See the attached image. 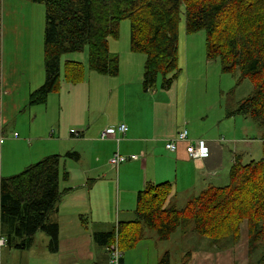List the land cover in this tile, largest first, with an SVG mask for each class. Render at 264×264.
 I'll return each mask as SVG.
<instances>
[{
    "label": "crops",
    "instance_id": "obj_1",
    "mask_svg": "<svg viewBox=\"0 0 264 264\" xmlns=\"http://www.w3.org/2000/svg\"><path fill=\"white\" fill-rule=\"evenodd\" d=\"M7 1L3 0L2 11L1 119L6 141L0 150L1 174L10 177L48 156L61 155V175L64 171L69 175L68 180L60 181L65 193L55 214L60 226L59 251L51 255L49 263L107 264V255L94 242L93 233L113 231L116 222L134 221L138 194L148 184L171 183L166 207L182 209L210 185L225 183L235 160L251 162L259 147L249 138L255 136V130L264 145L263 131L246 117H226L227 89L204 88L206 80L196 89L187 84L189 73L199 74L211 61L206 46L186 31V24L180 25L181 35L179 32L180 72L169 88L163 87L160 76L157 85L161 83V87L145 91L146 57L132 53L130 43L120 52L111 39L110 52L120 58L118 76H104L87 68L84 80L72 84L62 74L59 90L45 105L29 106L30 94L45 80L44 69L38 68V51L43 54L39 32L29 15L34 4L11 0L6 25ZM16 11L27 12L30 22L16 27ZM85 57L80 61L77 54H71L66 59L87 65V53ZM183 70L187 71L185 85L179 77ZM121 124L128 127L125 135L117 130ZM110 128H114L110 132L115 136L102 139V133ZM184 129L189 141L207 143L211 151L208 158L190 159L186 142H176V151L166 148ZM72 130L81 137H74ZM5 150L10 155L6 164ZM69 152L77 153L78 159L65 157ZM116 153L129 158L117 170L110 165ZM73 222L78 225L76 231L68 229ZM249 241L248 223L244 221L240 238L232 246L214 245L187 256L192 264H250Z\"/></svg>",
    "mask_w": 264,
    "mask_h": 264
},
{
    "label": "trees",
    "instance_id": "obj_2",
    "mask_svg": "<svg viewBox=\"0 0 264 264\" xmlns=\"http://www.w3.org/2000/svg\"><path fill=\"white\" fill-rule=\"evenodd\" d=\"M29 1L44 4L46 9L45 80L30 94L29 106L45 105L59 90L62 74L72 84L84 80L87 68L104 76H118L120 58L110 52L109 41L118 38L123 20L131 23L130 51L146 57L145 91L155 88L160 76L163 87L169 88L180 72L179 32L184 13L189 34L206 32L208 60L219 61L224 73L237 75L238 84L245 80L253 84L252 94L238 101L235 109L228 102L226 117L249 116L263 131L264 144V0ZM2 11L0 0V139ZM81 53H87V65L66 59ZM71 134L81 137L80 132ZM65 157L77 160L78 154L69 152ZM61 159V155L48 156L10 177H2L0 172V239L8 248L28 251L42 232L49 238V250L58 253L60 226L53 217L65 193L60 181L69 177L66 171L61 175ZM171 194V183L148 184L138 194L134 221L118 222L110 232L93 233L94 242L107 255V264L110 255L106 246H116L125 264L124 251L136 247L146 230L155 231L165 241L190 229L210 238L213 246L229 247L240 238L244 221L248 223L250 250H262L256 245L264 238V149L258 162L235 160L225 183L210 185L182 209L166 207ZM161 264H169L168 255Z\"/></svg>",
    "mask_w": 264,
    "mask_h": 264
},
{
    "label": "rangeland",
    "instance_id": "obj_3",
    "mask_svg": "<svg viewBox=\"0 0 264 264\" xmlns=\"http://www.w3.org/2000/svg\"><path fill=\"white\" fill-rule=\"evenodd\" d=\"M10 3L11 0H8L6 2V18H7L6 25L10 18V14H9ZM33 8L34 9H31L29 15L32 18L31 22L35 24V27L37 26L39 32V44L41 49H43L44 33H45V25H46L45 23L46 9L44 4H34ZM183 11L184 9H182V12ZM15 16L17 19H14L13 21L15 22L16 27H18V24L23 21H25L26 23L30 22L29 20H27L28 17L27 12L21 14L20 12L16 11ZM181 24H186L184 13H182L181 15L180 25ZM190 35H196L194 37H198V39L203 42V46L205 47V43H206L205 31L192 33ZM130 38H131L130 20H123L119 25L118 38L115 39V44L119 47L120 52L125 50L127 46L129 48ZM34 39L36 41L35 35H34ZM85 54L86 53L77 54L78 60L80 61L84 60L86 58ZM38 58H39L38 68L40 71H42L44 69L43 54L40 53L39 51H38ZM202 59L204 60L206 59V57ZM189 74L191 78L189 82L186 76L187 71L183 70L182 74H179V77L181 79V85H185L187 80V84L189 85V87L196 89L199 88L198 85L203 84L204 80H206V82H204V88L206 87V85L210 89L212 88L217 89L219 87L225 88L228 90L227 98L229 104H231L232 109L236 108V105L239 100L249 97L254 90L253 84L249 80H245L243 83L238 84L237 75L235 76L229 73H224L222 71L219 61H211L209 67L205 66L201 68V72L199 74L196 73H189ZM159 82H161V79L159 80ZM157 87H161V83L157 85ZM228 107L230 108V105H228ZM237 117H241V116H237ZM244 117H246L248 120L251 121L253 127H258L256 126L257 125L256 122L252 120L249 116H242L241 119H244ZM17 132H19L18 129ZM256 133L257 131L255 130V136H250L249 138L252 139L253 141H257L259 145L258 152L255 153V155L253 154L251 155L252 158L251 161L258 162L263 158L264 146L261 143H259L260 142L259 140L261 138L258 139L259 134L256 135ZM5 155H7L6 150H5ZM239 156L240 155H238V158ZM9 157L10 155L9 156L7 155V157L4 158L5 164L6 161L8 163ZM239 160L241 161V158H239ZM1 161H2V151L0 154V172H1ZM114 203L115 201L113 202V204ZM71 217L73 216L71 215L68 216L67 218H71ZM67 218L65 220H67ZM53 220L54 221L56 220L55 215L53 217ZM113 220H114L113 222H116V207L114 209ZM116 224L117 222L113 223L112 227L114 228ZM77 227L78 225L73 222L69 224L68 229L71 231H76ZM107 228H111V227H107ZM140 241L141 242L136 247L124 251L125 264H161L162 260L166 255L169 256V264H192L193 260L187 256L189 252H193V251L197 252L200 249H205V248L209 249L210 247L213 246V243L211 242L210 238L200 236L190 229L186 233H182L178 231L169 240H165V241H162L157 236V233L155 231L146 230L145 238ZM48 243H49V238L46 236V234L39 232L35 237L33 250H29V251H20L16 249L10 250V248L5 247V245L2 246L0 245V264H54V263H49V258L53 253L49 250ZM256 246L258 247L261 246L262 250H258L254 252L253 248H251L250 264H264V238L262 242H260ZM60 258L61 256L57 257L58 260Z\"/></svg>",
    "mask_w": 264,
    "mask_h": 264
},
{
    "label": "built area",
    "instance_id": "obj_4",
    "mask_svg": "<svg viewBox=\"0 0 264 264\" xmlns=\"http://www.w3.org/2000/svg\"><path fill=\"white\" fill-rule=\"evenodd\" d=\"M112 129L114 128H110L107 129L106 131H104L102 133V139H105L106 137L109 136H115L114 133L110 132L113 131ZM117 130L122 133V134H126L128 127L125 124H121L117 127ZM71 133H73V131H71ZM78 136V134H75ZM15 137H18V134H15ZM6 139L2 136L0 139V143L1 145L4 143ZM176 142H186L187 143V147H186V151L188 153V156L190 159L193 160H201V159H205L208 158L210 155V151L209 148L207 146V143L204 140H197L194 142L189 141V134L188 131L186 129H184L183 131H181L178 135L176 139H173L172 141H170L167 145L166 148L170 151H176L177 150V144ZM132 159L135 158V156H131ZM128 157L122 156L119 153H116L113 158H111L110 160V165L114 168V169H119V167L126 163L128 161ZM5 240L4 239H0V245H4ZM106 252L109 253L110 255V264H124L121 261V254L118 251L117 247L112 245H108L105 247Z\"/></svg>",
    "mask_w": 264,
    "mask_h": 264
}]
</instances>
